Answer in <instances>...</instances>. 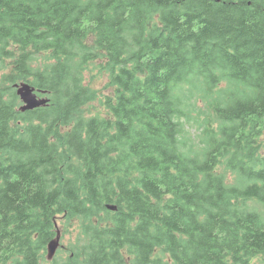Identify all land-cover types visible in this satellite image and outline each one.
Returning a JSON list of instances; mask_svg holds the SVG:
<instances>
[{"label": "trees", "instance_id": "1", "mask_svg": "<svg viewBox=\"0 0 264 264\" xmlns=\"http://www.w3.org/2000/svg\"><path fill=\"white\" fill-rule=\"evenodd\" d=\"M6 60L0 264H264V0H0Z\"/></svg>", "mask_w": 264, "mask_h": 264}, {"label": "rangeland", "instance_id": "2", "mask_svg": "<svg viewBox=\"0 0 264 264\" xmlns=\"http://www.w3.org/2000/svg\"><path fill=\"white\" fill-rule=\"evenodd\" d=\"M100 64H101L100 61H96L93 64H91L84 72V84L96 92V99L86 107L85 113L88 116L96 115L98 113L103 114V111L101 108V102L103 101V99L106 96L110 95L112 92V89L107 87V83L109 80L108 74L105 71H103V69L100 67ZM4 66H5V68H4ZM10 68H11V66L9 65L8 60H6V62H4L0 66V80L3 77V70L9 71ZM192 116L195 117L194 114H192ZM190 132L192 134L196 133L195 130H191ZM76 233L77 232L74 229L72 231L71 235L65 236L64 238H62L60 236V246H59L54 258L58 257V255H59V257H62V258L67 257V254H68V250L66 249V248H68L67 245H69L70 242L74 241V239L76 237ZM44 263L45 264L50 263V261L46 259V254H45Z\"/></svg>", "mask_w": 264, "mask_h": 264}, {"label": "water", "instance_id": "3", "mask_svg": "<svg viewBox=\"0 0 264 264\" xmlns=\"http://www.w3.org/2000/svg\"><path fill=\"white\" fill-rule=\"evenodd\" d=\"M15 93L22 103L19 111H32L48 105L49 100L45 97H38L36 90L27 83L14 84ZM111 211H114L113 206H107ZM60 232L56 233V237L51 240L46 247V259L52 261L59 246H60Z\"/></svg>", "mask_w": 264, "mask_h": 264}]
</instances>
